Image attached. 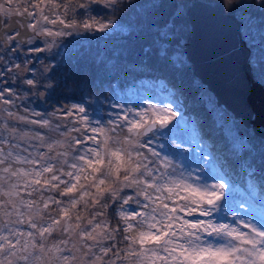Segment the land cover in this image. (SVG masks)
I'll return each instance as SVG.
<instances>
[{
	"label": "snow or ice",
	"instance_id": "snow-or-ice-1",
	"mask_svg": "<svg viewBox=\"0 0 264 264\" xmlns=\"http://www.w3.org/2000/svg\"><path fill=\"white\" fill-rule=\"evenodd\" d=\"M91 5H102L113 13L121 7L128 9L129 15L118 27L119 34L133 41L151 37L132 62L127 59L128 50L97 58L96 64L102 65L101 75L114 78L112 87L118 92L126 73L137 74L141 77L137 85L155 86L163 99L160 106L150 103L135 112L125 109L117 117L119 122L113 120L108 128H89L85 108L73 104L64 114H85L77 118V123L93 133L86 139L96 147L71 155L70 160L67 152L48 155L38 151L46 145L49 152H54L53 145L58 143L48 142L39 133L32 138L40 145L27 156L21 155L18 145L0 138V144L8 145L7 152L0 148V212L8 217L0 228V264H264V137L255 138L254 130L252 138L236 137L232 124L224 123L222 110L198 80L191 81L189 87L198 91L196 99L206 103L216 126L224 128L227 148L223 142L214 148L204 139L200 121L193 118L189 122L182 114L188 62L180 51L179 35L186 29L195 6L191 0H0V103L14 105L12 97L25 98L14 87L22 75L17 71L21 65L14 58L19 59L15 54L23 45L51 37V41L44 39V47L29 49L42 53L57 44L56 37L79 34V28L88 31L95 27L104 32L113 27L111 20L100 22L88 15ZM214 6L237 25L240 38L250 50V74L264 86V0H216ZM77 9L84 10L88 20L77 21ZM49 24L62 28L53 32ZM60 56L64 66L78 63L75 50H65ZM28 62L25 60V64ZM157 66L173 73L181 87L168 77L144 78L158 70ZM49 71L50 66H45L43 73L33 72L23 84L34 90L43 79L42 86L52 89ZM3 111L9 118L45 128H52V117L56 115L42 116L33 109L31 114L40 119L29 121L26 115H16L10 109H0V114ZM8 130L17 132L15 127ZM182 132L200 149V172L210 170L213 179L220 182L209 184L191 171L177 175L168 157L162 158L152 148L148 149L151 157L141 151L157 137L171 136L175 140ZM28 135L24 132L21 138ZM157 161L165 168L159 177L154 174ZM127 188L148 201L142 204L147 211L124 208L131 202L141 205L136 197L122 195ZM153 191L160 194L155 199ZM235 195L242 197L240 207L248 206L243 215L232 206ZM174 196L183 203L170 208L165 201ZM110 208H115L120 218L116 227H111L107 218ZM225 208L233 213L232 222L214 221L212 217ZM178 211L193 218L183 219ZM245 215L252 216V220H245ZM19 225H26L27 230ZM121 232L123 237L118 239ZM125 241V247H120Z\"/></svg>",
	"mask_w": 264,
	"mask_h": 264
},
{
	"label": "rangeland",
	"instance_id": "rangeland-1",
	"mask_svg": "<svg viewBox=\"0 0 264 264\" xmlns=\"http://www.w3.org/2000/svg\"><path fill=\"white\" fill-rule=\"evenodd\" d=\"M47 27L51 28L53 32L62 28V26L58 24L57 25L49 24L47 25ZM66 31H71V30L66 29ZM67 36L76 38L78 34L73 33L72 35H65L64 37ZM44 39H48L49 41H51L52 38L41 37L38 40H36L34 45L25 44L22 46V53L18 54V56H22V66L17 71L19 73H22V75L20 77V80L14 87L15 90L19 93V95L24 96L25 98L20 99L19 97H12V99L15 101L14 105H3L2 103H0V109H10L16 115H26L29 121L33 119L36 120L40 119V117H36L31 114L33 109L37 112H40L42 116H46L47 114L53 112L56 113V115L52 117V128H45V127H41L40 124L24 123L19 121L18 119L9 118L7 115V111H3L2 114H0V120L2 121V126L0 127V138L6 139L10 144L18 145L19 146L18 150L22 152L21 155L27 156L29 153L34 154V146L40 145V141L32 137L35 136L36 133H39L41 136H44L48 140V142L58 141V143H55L53 145L54 152H49L46 145L38 147V151L44 152L48 155H55L56 153L67 152L70 154L68 156V159L70 160L71 155L83 154V152L87 148L96 147L95 144H93L91 141L86 139V136H91L93 135V133L91 131H85L84 127H82L80 123H77V118L79 116L86 114L89 128L91 127L108 128L112 126L111 122L113 120H117L118 116H122L125 112V109L127 108H132L133 111L135 112L147 108L150 103H154L160 106L159 102L150 101L147 98L146 94L144 93H142L140 96L139 93L129 94V92H126L123 94V93H119V91L118 92L112 91V93L110 92L107 93V96L91 95L89 97H86L85 102L83 103L80 104L74 103L76 105L83 106L86 110L85 114H80L78 112L73 111L72 116H66L64 114V111L70 110L73 104H70L69 106H66V108H62V109H52V110L45 109L44 106L46 107V105H43L42 103L48 93L46 89L42 86L44 80L42 79L41 85L34 90H29L28 86L23 84V79L32 78L33 72L43 73L45 66H50V71L49 73H47V75L51 76L50 75L51 70L55 67V65H57V63L61 58L60 53L63 52L62 49L64 46L62 44L63 42L61 41L62 36L55 38L57 40V44L50 51L42 52V53L29 51V49L34 47L35 44L39 45V47H44V43H43ZM185 42H183L182 44V51ZM25 60L29 62L25 64ZM14 62L17 63V59L14 58ZM25 69H28V71H25ZM191 71H192V67H191ZM198 81L206 88V86L200 80ZM207 91L214 98L213 102L216 104V99L213 96V94L208 89ZM33 92L35 94H33ZM41 93H43V95H41ZM198 95L199 93L197 91L196 97ZM196 102L199 105L204 104V106L206 107V103L204 101L197 100ZM166 103L167 102L165 101V104ZM217 108L221 109L223 112L224 123L226 125L232 124L236 137L241 139L245 138L244 130L238 128L232 114L231 113L229 114L228 111L225 110L222 106H217ZM25 109H27V111H25ZM179 119L180 117H177V120ZM117 122L119 121L117 120ZM19 124H22V129H20ZM57 125H59L58 130H56ZM12 127H15L16 129L18 128L15 134H12L8 130L11 129ZM73 129H79V131ZM221 129H223L224 131L223 127H221ZM24 132L29 133V135L27 137L21 138ZM187 135L188 134L186 132H182L181 134L177 135L175 140H173L171 136L157 137L152 140L151 144L148 145V147L141 149V151L146 152L147 153L146 155L149 156L151 152H149L148 149L152 148L155 151L159 152L162 158L165 156L168 157V159H170L173 165L176 167L177 175H179L181 171H183L185 175H187L188 172L191 171L193 173V176H200L203 180H206L207 183L209 184L220 182L218 180L213 179L214 174L210 170H206L205 172H200V168L197 167V165L200 164V160L198 156V152L200 151V149H197L194 145L188 142ZM77 140L83 141V143L77 144L76 143ZM2 145L3 144H0V148ZM5 145L7 147L5 152H7L8 145L7 144ZM61 159H63V157H61ZM151 166L152 165H150V167ZM25 167H27V165H25ZM167 171L171 172L172 169L168 168ZM164 172H165V168L163 164L157 161L154 167V174L157 177H159L161 173ZM63 178L67 179V177H63ZM49 194L50 193H45L46 196ZM181 194L183 195L184 193L182 192ZM51 195H57V194L51 193ZM122 195L133 196L141 201V205H137L134 202L124 205V208L127 209L128 211L130 212L147 211L142 207V204L148 203V201H145L143 196H136V191L133 188L124 189ZM152 195H153V199H155V197L160 194L155 193L153 191ZM164 195L166 196L167 193H165ZM241 199L242 197H240L239 195H235L232 206L236 208L237 212H240L243 215V213H245L248 210V206L246 204L244 207H240L238 205V202ZM165 202L169 204L170 208L175 207L177 204L183 203V201L180 200L179 197L177 196H174L172 197V199L166 200ZM177 215H179L183 219L193 218L187 216L182 211H178ZM102 218L103 217H101V219ZM195 218L200 219L202 217L196 216ZM212 219L214 221L222 220L223 222L231 223L233 219V213L229 212L225 208L221 210V212L218 215H214ZM244 219L252 220V216L245 215ZM177 223H179V221ZM242 230L247 231V229H242Z\"/></svg>",
	"mask_w": 264,
	"mask_h": 264
},
{
	"label": "trees",
	"instance_id": "trees-1",
	"mask_svg": "<svg viewBox=\"0 0 264 264\" xmlns=\"http://www.w3.org/2000/svg\"><path fill=\"white\" fill-rule=\"evenodd\" d=\"M203 1L213 3L216 0ZM132 2L135 3L136 0H132ZM88 15L95 17L100 22L106 23L111 20L113 27L106 29L104 32L97 31L95 27L88 31L79 28L77 29L79 34L76 38L62 36L61 41L64 45L62 49L63 52L68 49L75 50L78 53L79 59L78 63L75 65L68 64L64 66L60 63L62 60V58H60L57 65L51 70L50 75L53 77V88L46 90L48 94L42 103L43 105H46L44 108L47 110L62 109L70 104L83 103L85 102L86 97L91 95L107 96V93L109 92H117V90L112 87V84L115 83V79L101 75L99 69L102 65L96 64L97 58L111 57L113 53L117 51L128 50L129 54L127 59L129 62H132L138 58L137 54L139 53L140 48L144 44L151 42L150 36H141L133 41L131 38H124L119 34L118 27L129 15L128 9L121 7L119 11L113 13L111 9H105L102 5H91V12ZM88 15L84 14V10L77 9L75 19L79 22H84L88 20ZM53 18L55 17L53 16ZM113 28L116 30L114 31ZM189 34L190 28L188 21H186V29L179 35L181 41L180 51L183 55L182 44L188 40ZM125 39L128 40L127 43H125ZM191 67L192 66L187 63V71L183 78V117L187 118L189 122L193 118L200 121V127L204 139L212 142L214 148L223 142L224 148L226 149L228 142L223 135V129L216 126L212 114L207 111L204 104L199 105L196 102L197 90L189 87L191 81L197 80L191 73ZM157 69L158 70L153 71L150 74H145L144 78L151 79L154 77H168L172 84L176 85L178 88L181 87L180 81L175 78L173 73L164 70L163 66H157ZM140 78L141 77L137 74L126 73L118 86L119 93H139L140 96L144 93L150 101L160 102L163 99V96L158 89L155 86L137 85V81ZM133 85L137 86L133 87ZM234 121L238 128L244 130L245 137L252 138L253 132L244 128L239 119L234 118ZM254 137L257 139L259 138L255 134ZM144 153L147 154L146 152ZM149 157H151V154H149ZM257 166L259 167V165ZM107 218L111 227H116L117 221L120 219L119 216L116 215L115 208H110L108 210ZM120 227L122 228L123 224H121ZM122 237L123 233L121 232L118 239H122ZM126 244L127 242L125 241L120 247H125ZM124 264H127V262H124Z\"/></svg>",
	"mask_w": 264,
	"mask_h": 264
},
{
	"label": "water",
	"instance_id": "water-1",
	"mask_svg": "<svg viewBox=\"0 0 264 264\" xmlns=\"http://www.w3.org/2000/svg\"><path fill=\"white\" fill-rule=\"evenodd\" d=\"M190 34L183 45L192 74L213 94L217 106L239 119L246 129L264 137V86L250 74V50L237 25L215 8V2L191 1Z\"/></svg>",
	"mask_w": 264,
	"mask_h": 264
},
{
	"label": "flooded vegetation",
	"instance_id": "flooded-vegetation-1",
	"mask_svg": "<svg viewBox=\"0 0 264 264\" xmlns=\"http://www.w3.org/2000/svg\"><path fill=\"white\" fill-rule=\"evenodd\" d=\"M0 18H2V17H0ZM34 47H39V45L35 44ZM20 53H22V47H21V49L19 50V52H17L15 55L18 56V54H20ZM18 57H19V59H17V63H19V64L22 66V56H18ZM1 126H2V121L0 120V127H1ZM19 127H20V129H22V124H19ZM17 129H18V128H17ZM20 133H22V132H20ZM1 148H3L4 151H5L7 147H6L5 144H3V145L1 146ZM20 153L22 154V152H20ZM57 198H58V196H57ZM59 199H63V198H59ZM7 219H8V217L4 216L3 213L0 212V228L3 227V225H4V223L7 221ZM18 227L27 230L26 225H19Z\"/></svg>",
	"mask_w": 264,
	"mask_h": 264
}]
</instances>
